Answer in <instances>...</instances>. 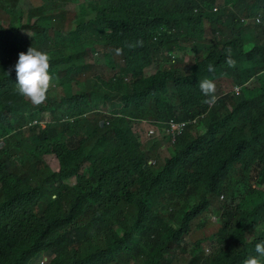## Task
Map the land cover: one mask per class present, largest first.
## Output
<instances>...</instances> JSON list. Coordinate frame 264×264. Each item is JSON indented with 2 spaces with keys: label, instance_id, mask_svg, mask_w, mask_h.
I'll return each mask as SVG.
<instances>
[{
  "label": "trees",
  "instance_id": "16d2710c",
  "mask_svg": "<svg viewBox=\"0 0 264 264\" xmlns=\"http://www.w3.org/2000/svg\"><path fill=\"white\" fill-rule=\"evenodd\" d=\"M68 1L43 0L25 19L23 0L10 9L0 0V264L257 256L264 0H90L88 21L65 14ZM31 46L50 56L54 88L41 106L16 90L14 66ZM91 50L104 55L107 80L92 76ZM204 79L216 85L214 102ZM171 119L189 123L174 144L163 134ZM144 121L159 135L141 141L134 128Z\"/></svg>",
  "mask_w": 264,
  "mask_h": 264
},
{
  "label": "clouds",
  "instance_id": "9594fccd",
  "mask_svg": "<svg viewBox=\"0 0 264 264\" xmlns=\"http://www.w3.org/2000/svg\"><path fill=\"white\" fill-rule=\"evenodd\" d=\"M68 3H72V1L69 0ZM254 20H256L257 23H261V19L259 17H256ZM243 21L244 20H242V22ZM137 44L142 46V41H138ZM129 47H131V45H129ZM117 52L119 54L121 50L118 49ZM226 53L227 55H226L225 63L228 65V67H235L236 62L232 58L231 49H227ZM14 68H15L16 78H17L16 79L17 93L21 95L22 97H24L25 99H27L29 102H31L34 106H41L42 104H44L48 98L49 89L53 83V77L50 75V71H49L50 70L49 54L45 51L38 50L31 46L28 48L26 52L22 51L19 53L18 60ZM207 70L209 72L216 71L215 67L212 64L208 65ZM199 88L201 92L206 97L209 98V100L206 102L215 101L216 85L212 80L204 79V80L199 81ZM234 92L239 94L240 87L239 86L234 87ZM171 120H174L179 124L183 122L186 123V127L184 131L182 132V134L177 135L175 140L173 138L172 133L170 132L171 130L170 121ZM171 120H169V122L166 123L165 129H163V134H166L169 143L174 144L179 139V137L183 135L189 123L188 121H180L177 119H171ZM138 126H141L143 128V130L146 132L147 138H153L159 135V128L157 126H153L152 124H149L145 121L141 122V124ZM151 131H153V133H151ZM149 164L155 165L156 161H150ZM223 198L224 196L222 195L221 199ZM212 214L214 213L210 211L208 213V217ZM214 216H215L214 217L215 220H217L216 222L220 223L219 217L215 214ZM209 220H210V217H209ZM255 251L258 255L247 258L244 261V264H264V262H262L261 259L259 258V257H264V241H261L256 244ZM47 261L48 259L44 257V259L40 262V264H46Z\"/></svg>",
  "mask_w": 264,
  "mask_h": 264
},
{
  "label": "rangeland",
  "instance_id": "374dc122",
  "mask_svg": "<svg viewBox=\"0 0 264 264\" xmlns=\"http://www.w3.org/2000/svg\"><path fill=\"white\" fill-rule=\"evenodd\" d=\"M32 0H24L22 2L23 4V9H24V18L26 19V15L27 12L29 11V8L33 5V1ZM43 0H35V4L37 5L38 3H41ZM47 2H56L58 3L60 0H45ZM70 4V5H69ZM89 7L90 6V0H74L72 3H68L67 4V8L64 11L65 14H68L70 17H73L74 14H77L79 17L84 18L85 20H92L95 18L96 13L94 11H92ZM260 19H262L261 17H259ZM35 18H33L32 20H34ZM243 23L247 22V19H243ZM93 60H90V64H91V74L92 76L95 78L96 75L102 76L104 79L107 80V78L110 76V69L106 66L105 64V60H104V55L101 53H94V51H90ZM90 75V74H89ZM91 76V75H90ZM85 86V85H84ZM51 88H54V84L52 83ZM75 90H77V87L74 88ZM142 129V130H141ZM135 133L140 137V140L143 141L144 138H147L146 132L143 130V128L141 126L135 127L134 128ZM143 139V140H142ZM167 147V146H166ZM47 162L50 165H55V161H53L52 159H48ZM210 220L217 224V220H215V216L214 214L210 215ZM208 217V220H209ZM211 243H205L202 246V251L205 254H210L211 253ZM192 248V244H189V249ZM209 250V251H207Z\"/></svg>",
  "mask_w": 264,
  "mask_h": 264
},
{
  "label": "built area",
  "instance_id": "2783aa9c",
  "mask_svg": "<svg viewBox=\"0 0 264 264\" xmlns=\"http://www.w3.org/2000/svg\"><path fill=\"white\" fill-rule=\"evenodd\" d=\"M170 124H171L170 132L172 133L173 138L175 140L176 136L182 134V132L184 131V129L186 127V123L183 122V123L179 124L176 121L171 120ZM151 133H153V131H151Z\"/></svg>",
  "mask_w": 264,
  "mask_h": 264
},
{
  "label": "crops",
  "instance_id": "0c3cea01",
  "mask_svg": "<svg viewBox=\"0 0 264 264\" xmlns=\"http://www.w3.org/2000/svg\"><path fill=\"white\" fill-rule=\"evenodd\" d=\"M1 1L5 2L8 5V8L9 9H10V7H13L14 8V0H1ZM32 1H33V5H34L35 4V0H32ZM20 6L23 8V4L22 3H20Z\"/></svg>",
  "mask_w": 264,
  "mask_h": 264
},
{
  "label": "water",
  "instance_id": "95a60500",
  "mask_svg": "<svg viewBox=\"0 0 264 264\" xmlns=\"http://www.w3.org/2000/svg\"><path fill=\"white\" fill-rule=\"evenodd\" d=\"M103 126H104V122L102 121V122H101V127H103ZM3 145H4V143H3V142H1V143H0V148H2V147H3Z\"/></svg>",
  "mask_w": 264,
  "mask_h": 264
}]
</instances>
